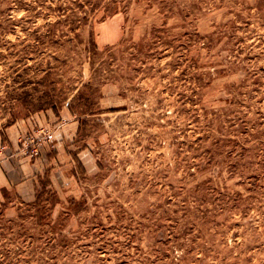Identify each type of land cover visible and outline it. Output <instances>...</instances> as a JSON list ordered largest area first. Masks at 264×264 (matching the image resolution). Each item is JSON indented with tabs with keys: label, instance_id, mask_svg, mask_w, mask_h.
Here are the masks:
<instances>
[{
	"label": "rangeland",
	"instance_id": "1",
	"mask_svg": "<svg viewBox=\"0 0 264 264\" xmlns=\"http://www.w3.org/2000/svg\"><path fill=\"white\" fill-rule=\"evenodd\" d=\"M24 157L0 264H264V0H0V175Z\"/></svg>",
	"mask_w": 264,
	"mask_h": 264
},
{
	"label": "crops",
	"instance_id": "2",
	"mask_svg": "<svg viewBox=\"0 0 264 264\" xmlns=\"http://www.w3.org/2000/svg\"><path fill=\"white\" fill-rule=\"evenodd\" d=\"M71 124L68 123L67 125L70 124V126H72L71 131H68L66 128L67 125H64L63 123H61L60 125H63L64 129H62L61 131L65 133L66 130V134L61 136V139H55V148L53 150L52 153H49L47 159L49 160L50 163H52L53 160H55L56 158H63L66 160V154L68 156L69 150L67 148V146L65 144L69 143V139H65L66 137L68 138L69 134H71V136L73 137L74 134H76L77 132V121L76 122H72L73 119L70 120ZM73 141V139H71ZM66 142V143H65ZM51 152L47 151L46 153ZM47 155V154H46ZM38 159H44V156ZM37 158H30V157H24L21 160H18L16 162L15 167H11V169L6 168L5 171H3V173H1L0 175V182L2 183L3 187H8L11 184H14L16 182H19L20 185H24V188L22 190L26 191L28 194L33 190L32 187L30 188V183L32 184V186L35 187V185L38 183L39 181V177L40 174V164H39V160ZM24 162L25 163V169H20L19 167V162ZM14 178L19 179V181L14 180ZM16 186V185H15ZM17 187L19 188V186L17 185ZM21 190V191H22ZM20 191V192H21ZM32 193H34V191H32Z\"/></svg>",
	"mask_w": 264,
	"mask_h": 264
}]
</instances>
